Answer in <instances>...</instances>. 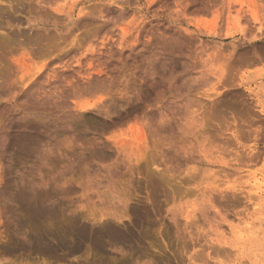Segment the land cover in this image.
<instances>
[{"label": "rangeland", "instance_id": "374dc122", "mask_svg": "<svg viewBox=\"0 0 264 264\" xmlns=\"http://www.w3.org/2000/svg\"><path fill=\"white\" fill-rule=\"evenodd\" d=\"M27 259L264 264V0H0V264Z\"/></svg>", "mask_w": 264, "mask_h": 264}, {"label": "bare ground", "instance_id": "6f19581e", "mask_svg": "<svg viewBox=\"0 0 264 264\" xmlns=\"http://www.w3.org/2000/svg\"><path fill=\"white\" fill-rule=\"evenodd\" d=\"M114 1H115V0H114ZM39 28H40V26H39ZM36 31H37V30H36ZM38 32H40V31H38ZM36 34H37V33H36ZM39 34H41V33H39ZM39 34H38V36H39ZM39 37H40V36H39ZM8 38H9V37H8ZM8 38H7V39H8ZM5 39H6V38L4 37L3 40L5 41ZM7 39H6V40H7ZM34 39H36V38H34ZM37 39H38V37H37ZM1 40H2V39H1ZM9 40H11V38L8 39V41H9ZM6 43H8V42L6 41ZM250 178H251V177H250ZM22 259H23V258H22ZM19 260H20V259H19ZM33 260H34V259H33ZM33 260L27 259V260H25L24 262H19V263L17 262V263H15V264H39V263H40L39 261H33ZM40 261H41V260H40Z\"/></svg>", "mask_w": 264, "mask_h": 264}]
</instances>
